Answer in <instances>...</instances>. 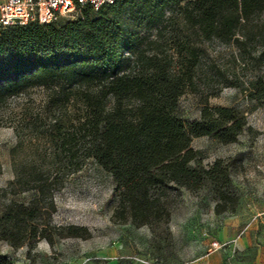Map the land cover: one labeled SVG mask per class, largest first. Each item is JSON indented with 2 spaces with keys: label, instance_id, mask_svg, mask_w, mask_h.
<instances>
[{
  "label": "trees",
  "instance_id": "obj_1",
  "mask_svg": "<svg viewBox=\"0 0 264 264\" xmlns=\"http://www.w3.org/2000/svg\"><path fill=\"white\" fill-rule=\"evenodd\" d=\"M175 25L178 35L169 38ZM192 36L236 47L259 68L264 0H116L99 11L85 6L77 19L61 25L33 22L0 31V102L40 87L61 104L72 99L83 104L74 122L57 121L46 131L51 150L36 152V158L48 164L15 167L12 185L35 196L0 208V242L18 250L56 236L90 238L87 228L53 223L56 192L90 158L120 190L114 214L119 223L153 231L168 227L167 198L181 189L209 191L217 215L237 211L240 194L231 164L219 158L204 166L192 141L208 136L234 143L248 126L247 117L225 106L205 105L200 119L191 122L177 112L186 89H195L203 51ZM168 40L173 54L161 51ZM246 91L264 101V76L248 80ZM0 264L9 263L0 259Z\"/></svg>",
  "mask_w": 264,
  "mask_h": 264
},
{
  "label": "rangeland",
  "instance_id": "obj_2",
  "mask_svg": "<svg viewBox=\"0 0 264 264\" xmlns=\"http://www.w3.org/2000/svg\"><path fill=\"white\" fill-rule=\"evenodd\" d=\"M171 14L172 11L168 13ZM79 16L80 13L59 19L56 24ZM173 29L169 38L178 35L176 25ZM192 40L203 51L194 75L195 89L189 87L181 96L178 114L191 122L200 119L205 105L225 106L237 108L248 120V126L234 143L225 144L208 136L192 141V147L202 153L204 166H211L219 158L231 164L232 184L240 194L237 211L217 215L209 191L192 193L181 189L170 192L167 198L171 210L168 227L162 225L153 231L148 225L119 223L114 214L119 207L120 190L111 174L90 158L56 192L53 223L87 228L91 237L56 236L53 242L43 239L33 248L26 245L18 250L4 242L0 245V259L9 264H108L111 260L99 256L111 247L116 248V253L114 249L111 252L118 264H203L226 218L243 213L264 220V101L251 99L246 91L248 80L257 74L264 76V63L257 68L242 59L236 47L219 41L199 42L196 36ZM171 46L168 40L161 51L173 54ZM126 58L135 60L130 54ZM232 82L241 85L236 87ZM51 94L50 90L37 87L0 102V208L11 201L26 204L35 196L34 191L21 192L12 185L15 167L48 164V160H38L36 152L51 150L45 136L50 125L57 121L69 124L83 112L80 100L61 104Z\"/></svg>",
  "mask_w": 264,
  "mask_h": 264
},
{
  "label": "crops",
  "instance_id": "obj_3",
  "mask_svg": "<svg viewBox=\"0 0 264 264\" xmlns=\"http://www.w3.org/2000/svg\"><path fill=\"white\" fill-rule=\"evenodd\" d=\"M214 240L220 241L221 246L218 249H209L203 264H264V220L258 219L255 214L248 216L238 213L234 217L226 218L217 230ZM1 243L4 242H0V245ZM112 249L116 253V248L110 247L102 251L99 259L111 260L108 264H118L114 260ZM92 258L96 260V252Z\"/></svg>",
  "mask_w": 264,
  "mask_h": 264
},
{
  "label": "built area",
  "instance_id": "obj_4",
  "mask_svg": "<svg viewBox=\"0 0 264 264\" xmlns=\"http://www.w3.org/2000/svg\"><path fill=\"white\" fill-rule=\"evenodd\" d=\"M116 0H0V31L15 25L38 23L49 25L59 19L79 14L85 6L99 11ZM218 240H213L210 250L220 248ZM17 264H31L18 262Z\"/></svg>",
  "mask_w": 264,
  "mask_h": 264
}]
</instances>
